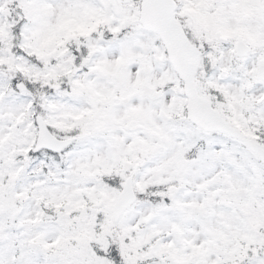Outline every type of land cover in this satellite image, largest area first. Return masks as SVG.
<instances>
[{
	"label": "snow or ice",
	"instance_id": "1",
	"mask_svg": "<svg viewBox=\"0 0 264 264\" xmlns=\"http://www.w3.org/2000/svg\"><path fill=\"white\" fill-rule=\"evenodd\" d=\"M0 264H264V0H0Z\"/></svg>",
	"mask_w": 264,
	"mask_h": 264
}]
</instances>
